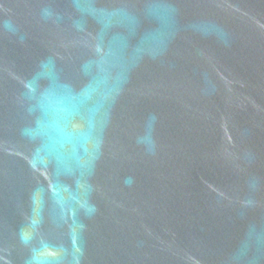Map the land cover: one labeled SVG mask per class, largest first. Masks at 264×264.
Returning a JSON list of instances; mask_svg holds the SVG:
<instances>
[{"label":"water","instance_id":"1","mask_svg":"<svg viewBox=\"0 0 264 264\" xmlns=\"http://www.w3.org/2000/svg\"><path fill=\"white\" fill-rule=\"evenodd\" d=\"M0 264H264V0H0Z\"/></svg>","mask_w":264,"mask_h":264}]
</instances>
